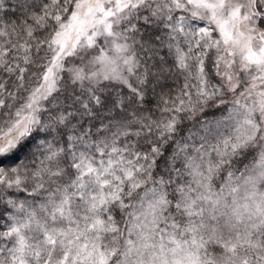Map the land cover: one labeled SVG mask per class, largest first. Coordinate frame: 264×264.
I'll list each match as a JSON object with an SVG mask.
<instances>
[{
    "label": "snow or ice",
    "instance_id": "obj_1",
    "mask_svg": "<svg viewBox=\"0 0 264 264\" xmlns=\"http://www.w3.org/2000/svg\"><path fill=\"white\" fill-rule=\"evenodd\" d=\"M0 264H264V0H0Z\"/></svg>",
    "mask_w": 264,
    "mask_h": 264
},
{
    "label": "trees",
    "instance_id": "obj_2",
    "mask_svg": "<svg viewBox=\"0 0 264 264\" xmlns=\"http://www.w3.org/2000/svg\"><path fill=\"white\" fill-rule=\"evenodd\" d=\"M13 2H14V0H13ZM209 119H212V117H211V116H209Z\"/></svg>",
    "mask_w": 264,
    "mask_h": 264
}]
</instances>
